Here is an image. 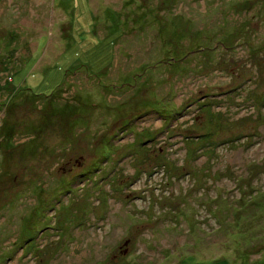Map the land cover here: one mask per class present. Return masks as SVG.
<instances>
[{"label":"rangeland","instance_id":"rangeland-1","mask_svg":"<svg viewBox=\"0 0 264 264\" xmlns=\"http://www.w3.org/2000/svg\"><path fill=\"white\" fill-rule=\"evenodd\" d=\"M0 264H264V0H0Z\"/></svg>","mask_w":264,"mask_h":264},{"label":"trees","instance_id":"trees-1","mask_svg":"<svg viewBox=\"0 0 264 264\" xmlns=\"http://www.w3.org/2000/svg\"><path fill=\"white\" fill-rule=\"evenodd\" d=\"M254 205V204H253ZM253 205H252V207H253Z\"/></svg>","mask_w":264,"mask_h":264}]
</instances>
